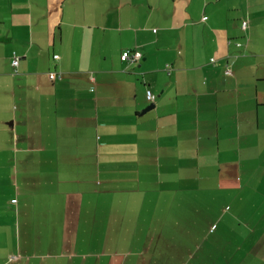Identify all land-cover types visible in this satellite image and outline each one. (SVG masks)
Listing matches in <instances>:
<instances>
[{
    "label": "crops",
    "instance_id": "crops-1",
    "mask_svg": "<svg viewBox=\"0 0 264 264\" xmlns=\"http://www.w3.org/2000/svg\"><path fill=\"white\" fill-rule=\"evenodd\" d=\"M207 224L199 264H264V0H0V264H188Z\"/></svg>",
    "mask_w": 264,
    "mask_h": 264
},
{
    "label": "rangeland",
    "instance_id": "rangeland-1",
    "mask_svg": "<svg viewBox=\"0 0 264 264\" xmlns=\"http://www.w3.org/2000/svg\"><path fill=\"white\" fill-rule=\"evenodd\" d=\"M195 19L196 16L194 17ZM157 30H155L156 32ZM208 224L206 225V227L204 229H200L199 232L202 234V236L200 237V239L196 240V254L194 255V261L192 263H190L188 257L186 256V261L188 262V264H199L197 262V259L200 257L201 255V252L199 251V249L202 248V245H203V241L205 240V238L208 237ZM128 253H130L129 251H126ZM215 254H212L210 255L212 258L214 257ZM115 256H116V259L117 260H120L122 262L125 261V259L127 258V264H140L141 260L144 259V254H141V250L137 247V253L135 254H125V251L122 250V251H119V252H115ZM202 256V255H201ZM10 257V256H9ZM171 257L170 255H167V254H164V258H169ZM229 258L232 262V264H235V255H229ZM214 259V258H213ZM149 261H153V260H156L155 259V256H152L148 259ZM215 264V263H214Z\"/></svg>",
    "mask_w": 264,
    "mask_h": 264
},
{
    "label": "built area",
    "instance_id": "built-area-1",
    "mask_svg": "<svg viewBox=\"0 0 264 264\" xmlns=\"http://www.w3.org/2000/svg\"><path fill=\"white\" fill-rule=\"evenodd\" d=\"M246 27H247V23L243 22V28H246ZM237 46L240 47L241 44L238 43ZM141 59H142V54L138 51H135V50L124 51L121 55V61L127 62V63H135V62L140 61ZM211 62L215 63L213 59L211 60ZM13 65L17 66L18 60L13 61ZM227 74H231V71L229 68L227 69ZM51 79H54V76L51 75ZM146 97H147V100L150 102H153L155 100V96L153 95V93L150 90H148L146 92ZM15 259H16V257H11V260H15Z\"/></svg>",
    "mask_w": 264,
    "mask_h": 264
},
{
    "label": "water",
    "instance_id": "water-1",
    "mask_svg": "<svg viewBox=\"0 0 264 264\" xmlns=\"http://www.w3.org/2000/svg\"><path fill=\"white\" fill-rule=\"evenodd\" d=\"M152 107V106H151Z\"/></svg>",
    "mask_w": 264,
    "mask_h": 264
}]
</instances>
